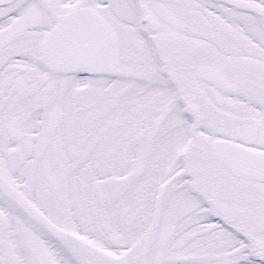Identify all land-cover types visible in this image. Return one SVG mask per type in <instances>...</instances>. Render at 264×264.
Masks as SVG:
<instances>
[{"label":"snow or ice","instance_id":"1","mask_svg":"<svg viewBox=\"0 0 264 264\" xmlns=\"http://www.w3.org/2000/svg\"><path fill=\"white\" fill-rule=\"evenodd\" d=\"M0 264H264V0H0Z\"/></svg>","mask_w":264,"mask_h":264}]
</instances>
